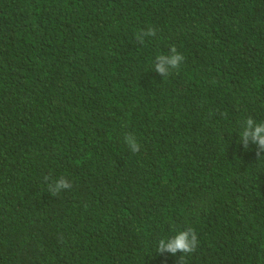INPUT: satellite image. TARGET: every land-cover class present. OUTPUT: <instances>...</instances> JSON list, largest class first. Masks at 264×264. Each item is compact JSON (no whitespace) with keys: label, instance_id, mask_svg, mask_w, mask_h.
Segmentation results:
<instances>
[{"label":"trees","instance_id":"1","mask_svg":"<svg viewBox=\"0 0 264 264\" xmlns=\"http://www.w3.org/2000/svg\"><path fill=\"white\" fill-rule=\"evenodd\" d=\"M248 117L264 0H0V264H264ZM45 176L73 186L53 197ZM187 228L194 253H156Z\"/></svg>","mask_w":264,"mask_h":264},{"label":"clouds","instance_id":"2","mask_svg":"<svg viewBox=\"0 0 264 264\" xmlns=\"http://www.w3.org/2000/svg\"><path fill=\"white\" fill-rule=\"evenodd\" d=\"M155 36L156 30L150 27L146 31L142 30L137 33L136 40L143 44L145 37ZM184 59L185 57L177 51L176 47L172 46L169 54L157 56L155 71L166 77L172 70H179ZM239 138V142L243 144L245 149H248L249 144H254L257 146V157L264 156L261 155V153H264V122L258 123L252 117H248L243 123ZM124 139L131 152L138 153L140 151V145L134 135L126 134ZM44 181L47 183L48 192L53 197L58 196L65 190H70L73 186L72 183L64 177H60L58 180H51L49 176H45ZM197 246L198 238L196 231L193 228H187L179 231L171 238L160 239L157 244L156 253H170L173 256L177 253H181L180 259L182 261L185 256L194 253Z\"/></svg>","mask_w":264,"mask_h":264}]
</instances>
